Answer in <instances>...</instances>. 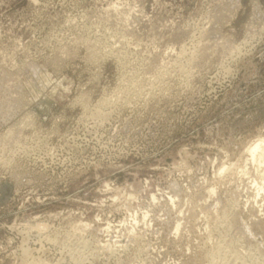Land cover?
Returning <instances> with one entry per match:
<instances>
[{"label":"rangeland","instance_id":"1","mask_svg":"<svg viewBox=\"0 0 264 264\" xmlns=\"http://www.w3.org/2000/svg\"><path fill=\"white\" fill-rule=\"evenodd\" d=\"M258 139L264 0H0V264H264Z\"/></svg>","mask_w":264,"mask_h":264},{"label":"bare ground","instance_id":"2","mask_svg":"<svg viewBox=\"0 0 264 264\" xmlns=\"http://www.w3.org/2000/svg\"><path fill=\"white\" fill-rule=\"evenodd\" d=\"M259 11V10H258ZM261 16V15H260ZM261 18V17H260ZM249 155L252 157L253 161H259L261 163L264 162V140L263 139H258L257 141L254 142V144L249 147V150H247ZM246 154V153H245ZM249 162V161H247ZM255 162V163H256ZM258 162V163H259ZM257 165V164H256ZM261 165V164H260ZM264 165V164H262ZM263 174V173H262ZM264 182V181H263ZM258 186V185H257ZM262 188V187H260ZM264 189V188H263ZM261 191V189H260ZM263 192V191H261ZM259 193V192H258ZM179 228V227H178Z\"/></svg>","mask_w":264,"mask_h":264}]
</instances>
